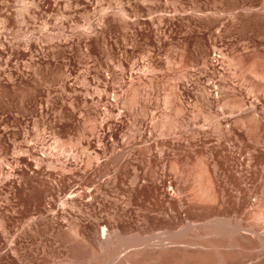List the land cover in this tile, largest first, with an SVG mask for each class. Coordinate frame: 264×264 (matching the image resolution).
Segmentation results:
<instances>
[{
	"label": "rangeland",
	"instance_id": "374dc122",
	"mask_svg": "<svg viewBox=\"0 0 264 264\" xmlns=\"http://www.w3.org/2000/svg\"><path fill=\"white\" fill-rule=\"evenodd\" d=\"M252 90L264 104V0H0V264H21L16 249L27 264H70L34 219L54 216L68 242L79 222L96 245L95 217L109 220L119 195L113 149L138 166L153 122L171 126L180 111L202 124L223 100H257ZM202 153L175 157L182 178L168 166L167 182L184 186ZM99 184L69 196L81 212L62 204L59 187Z\"/></svg>",
	"mask_w": 264,
	"mask_h": 264
},
{
	"label": "bare ground",
	"instance_id": "6f19581e",
	"mask_svg": "<svg viewBox=\"0 0 264 264\" xmlns=\"http://www.w3.org/2000/svg\"><path fill=\"white\" fill-rule=\"evenodd\" d=\"M253 98L241 103L235 102L238 98L225 104L223 100L216 110L203 116L202 124L194 119L182 124L180 111L171 126L154 120L146 133L144 159L138 166L131 163L127 153L113 149L110 184L119 195L114 198L109 220L101 222L95 217V232L100 229L101 234L96 245L87 241L79 222L73 224L68 242L60 236L62 226H55L54 216L45 215L48 211L34 219V232L56 234L68 248L65 261L70 264L83 259L90 264H264V104ZM154 132L157 138H152ZM197 147L206 154L202 153V160L195 159L193 175L185 185L167 182L166 168L169 166V172L181 179L183 172L176 160L194 153ZM87 166H93V159ZM102 188L89 186L81 193L67 192L63 186L58 191L64 193L63 205L81 212L82 205L69 196L86 199ZM5 223L0 219L3 231ZM156 229L162 233L154 234ZM123 247L127 251L121 254ZM15 253L21 264H27L23 253L17 249Z\"/></svg>",
	"mask_w": 264,
	"mask_h": 264
}]
</instances>
